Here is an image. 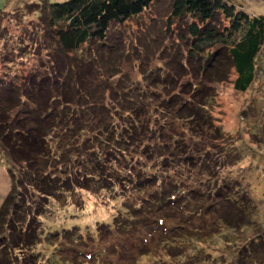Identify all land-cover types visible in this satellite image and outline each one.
Masks as SVG:
<instances>
[{
	"label": "trees",
	"instance_id": "16d2710c",
	"mask_svg": "<svg viewBox=\"0 0 264 264\" xmlns=\"http://www.w3.org/2000/svg\"><path fill=\"white\" fill-rule=\"evenodd\" d=\"M154 1L41 0L32 4L40 15L43 38L58 55L56 62L70 59L74 71L64 84L54 86L60 80L51 79L52 73L30 90L8 87L6 99L0 97V162L14 182L0 207V236L5 237L0 242L6 238L11 242L4 246L9 248L1 254V263L6 259V264H18L11 258L18 250L23 256L31 252L27 258L33 260L32 250L42 239L51 241L55 236L51 243L66 240L64 229L47 230L44 237L40 233L44 231L40 228L44 205L54 196L79 190L119 192L124 197L121 211L111 222L99 224L96 230L87 224L84 229L78 226L79 233L72 239L83 246L79 250L85 264H106L103 253L107 249L87 244L101 243L108 234L123 248L133 249L129 259L123 248L112 250L126 264H148L150 255L156 264H215L217 260L202 247L212 237L211 227L256 230L260 221L248 212L253 204L246 203V199L253 202L252 193L222 180L220 172L240 160L233 158L236 153L230 151L231 144H224L227 136L211 110L215 84L231 80L239 95L264 87V15L252 16L228 0H171L167 30L174 41L179 38L186 43L188 53L167 47L170 54H165L159 46L157 53L168 60L163 68L140 55L137 63L128 59L124 71L116 63L129 53L123 50L128 40L124 34L113 38L111 30L139 21ZM119 49L121 53L115 55ZM81 65L85 70L80 71ZM47 85L57 90L62 87L52 92L61 95H45ZM21 97L38 104L11 118L8 113L19 108ZM60 98L66 102L58 104ZM260 100L249 99L244 113L253 115V105ZM43 104V110H35ZM157 111L164 121L153 119ZM260 117L264 127V110ZM181 123L188 127L183 134L186 129L196 131L205 136L206 145L197 148V143L182 140L183 135L177 137ZM50 131H61L56 135L68 138L63 145L67 153L58 145L49 148ZM167 135L171 138L165 142ZM250 144L255 148L256 142ZM40 156L67 159L70 165L62 173L51 162L38 168ZM18 164L23 171L19 177L15 176ZM29 183L32 192L38 193L36 203L21 192L29 190ZM167 217L173 220L170 226H166ZM254 235L234 264H264V230ZM151 243L154 253L149 250Z\"/></svg>",
	"mask_w": 264,
	"mask_h": 264
},
{
	"label": "rangeland",
	"instance_id": "374dc122",
	"mask_svg": "<svg viewBox=\"0 0 264 264\" xmlns=\"http://www.w3.org/2000/svg\"><path fill=\"white\" fill-rule=\"evenodd\" d=\"M37 1L40 2L41 0H0V10H3V12L0 13V97L2 96L1 98L3 99H6V91L8 90V87L22 89L24 88L23 86H26V88L30 90L34 87L33 85H38L37 83L42 82L49 74V77L52 76V73L53 77L51 79L59 78L60 80L54 84V86L61 85L66 82L65 80L68 77V73L74 71L72 66H70V64H73L70 59L60 60L59 63L56 62V52L50 47L49 41L43 38L38 9L37 6L33 7L32 5H35ZM51 1L64 2L66 0ZM228 1L239 6V10H244L252 16L264 15V0ZM170 4L171 0H155L153 6L143 13L141 16L142 18L139 21L131 22L125 26H115L111 30L113 38L117 37L119 34H124L129 43V47L127 43V45H125L126 47L123 48V50L126 49V53L127 51H129V53L125 54L120 62H117V65L115 64L116 66L120 67V69L124 68L125 71L126 66L128 65V59L131 61L135 60L134 62L137 63L139 62L137 60L141 55L143 59H147L148 62L163 68L168 60H163L165 56L163 55V57H161L159 56V53H157V48H159V46L163 47V52L165 54H170L169 49L173 48H175V50L178 48L183 49L184 52L188 53L189 48L186 43L180 41L179 38L174 41L173 38L169 36L167 26L170 20ZM173 23V21L170 22L171 25ZM157 35L159 36L158 40H156ZM120 53L119 49L115 55ZM79 69L80 71H83V69L85 70V66L81 65ZM109 71L111 72V70ZM103 73L105 74V72ZM128 77L131 78V75ZM116 80L118 79H110V81ZM133 80L135 81V78ZM132 84L133 83H130V85ZM54 86L47 85L48 89L44 91V94L47 95L48 93H51V96L55 97L56 95H61V93L58 94V92L62 87L57 90ZM213 87L216 89V100L214 107L211 110L212 116L216 120V123L222 126L224 133L227 136V141L224 144L226 145L227 142L230 143L231 145L227 144L229 145L230 151L232 150L236 153V155L232 157L240 160L234 166H227L223 169L224 171L220 172L222 180L225 179L227 181L226 183H230L237 188L240 186L242 190L245 189L249 194L252 193L251 198H253V202L246 199L248 206L253 204L251 210L248 209V212L253 213L255 221L264 223V127L262 125V117H260V114H262L264 110V87L258 86L256 91H253L248 95L236 94L233 91L231 80L221 84H215ZM63 89L64 92L69 91L68 89ZM53 91L58 92L53 94ZM254 92L259 93L254 94ZM258 97H260L261 100L257 103L254 101V114H245L243 110L246 108L247 101L251 98L257 100ZM18 101L19 108H14L8 113V116H11V118L22 110L33 109L35 105L38 104V101L30 98L26 99L24 97H21ZM65 102V98H60L58 104ZM44 104V107L38 106L35 110H43L46 105ZM71 106H73L72 102L68 104L67 107L70 108ZM243 113L245 115H243ZM23 116V114H20L21 118ZM163 117L164 115L157 111V113L154 114L153 119L164 121ZM6 120L7 118L5 117V121ZM163 123L165 124V122ZM24 124H27V127L33 126L30 123ZM164 124H162V126H165ZM185 128L188 127L184 126L182 123L179 125V130L176 132L177 137L183 135L181 138L182 140H185L187 143H197V148H202L206 145L205 143L207 140L205 136H201L195 131L198 134L197 135L191 129H186V133L183 134L182 131ZM23 129L22 131H26L28 128ZM60 132H48V134L50 133L49 137L51 141L49 148L52 145H55L56 147L57 145L61 146V151L65 154L67 152L63 151V145L67 142L68 138L63 136L58 137L56 134H60ZM53 136L54 138H52ZM170 138L171 137L167 135L163 140L166 142L169 141ZM251 141L256 142L255 148L250 144ZM236 143L238 145H234ZM2 157L5 158V156ZM38 159L39 162L36 167L39 168L46 162H51L56 168H58V166L61 168L58 170V173H62L65 170V166L69 167L70 165L67 163V159H61L58 161V159L55 160L54 157L44 159L43 156H40ZM85 160L87 161V159ZM228 160L230 162L233 159L229 157ZM21 170L22 165L18 164L17 167H15V176H21L23 174V171ZM196 179L200 181L202 180V177L198 176ZM11 180L12 175H10L8 171H5L4 165L0 162V207L2 201L9 193L11 185L14 183L13 181L11 182ZM214 181L215 180L212 182L214 183ZM29 184V190L26 189L27 191L23 190L21 192H24V194L27 193L26 196L30 203H36L34 201L36 198L38 199V193H33L31 183ZM123 201L124 197H122L119 192H95L93 190H79L75 194H65L60 197L54 196L51 199H48L44 205L46 209L45 215L40 221L42 222L40 228L44 231H40V233L43 235L47 230L50 231L56 228L64 229L63 231L66 233V240L61 242H58L57 240V242L54 241L51 243L56 239L55 236L52 237L53 240L51 241L42 239L41 243L32 250L33 255L35 256L33 260H31L32 258H27L29 257L27 255H30L31 252L26 256H23L25 253H22L19 250L15 251V253L13 252L11 258L14 259L15 257V260H18V264H21L22 262L28 264L29 261L30 264H32V261L39 258L41 260L38 262L39 264H85L79 250L81 247L83 248V246L74 242L72 239L73 236L79 233L78 226H81L84 229V226L87 224L88 226H91L90 228L92 230H96L99 224L111 222L112 218L116 217L121 211ZM170 217L171 216L169 215V218ZM169 218H166V226H170V223L173 222V220H170ZM260 222H257L255 225V231L249 229V227L246 229L244 228L242 231L228 229L226 227H223L222 230L221 228L217 230L218 227L213 226L210 228L212 237L208 241H204L202 247L208 249L207 254H210L209 256L211 259L217 260L215 264H234V258L240 251L246 250L245 247L248 246L251 237L256 236L254 234L257 232L262 233L264 230L263 225H258ZM19 226L21 225L19 224ZM103 228H105V226ZM2 229L3 227H0V233L2 232ZM17 230H19V228H17ZM6 231L7 230H5V232ZM82 232L86 233L88 231ZM203 232L205 235L206 230L204 229ZM225 234L227 236H224ZM96 235L97 234H95V236ZM108 235L107 237L102 236L103 239H101V243L96 244L95 242L97 241H94L93 243L88 242L87 245L92 247L97 245L98 248L107 249L108 252L103 253V258L106 260V264H126V262L121 259L120 254L112 252V250L114 252L118 251V247H120L119 249L121 250L123 244L116 241L112 235ZM7 236H10V234L7 233ZM159 236L156 239L157 242L160 238ZM0 238L5 239L3 235L0 236ZM8 242L11 245V242L7 240V238L0 242V256L4 251H7V248H9L4 247ZM152 244L153 243H151V245ZM126 249L127 248H123L122 251L126 254L125 257L130 258L133 249ZM144 250H146V248ZM149 250L151 253H154L153 245ZM37 254H39L38 257H36ZM149 257L150 258L146 259L148 264H156L155 257L151 255ZM170 260H172L171 262L174 261L173 259ZM5 261H2V263L0 261V264H6ZM102 262L98 264H104ZM252 263L255 264V262ZM252 263L244 261L242 264Z\"/></svg>",
	"mask_w": 264,
	"mask_h": 264
}]
</instances>
